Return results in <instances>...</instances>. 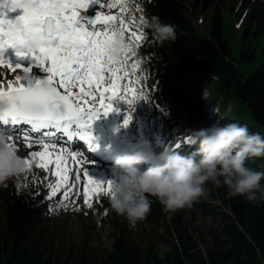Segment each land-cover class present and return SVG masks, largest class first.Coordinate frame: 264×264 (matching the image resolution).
<instances>
[{"label": "trees", "instance_id": "trees-1", "mask_svg": "<svg viewBox=\"0 0 264 264\" xmlns=\"http://www.w3.org/2000/svg\"><path fill=\"white\" fill-rule=\"evenodd\" d=\"M137 4L148 21L143 28L146 40L138 49L142 63L137 72L149 100L134 106L132 120L126 127L128 132L136 135L138 118L148 136L158 134L163 143L199 128L228 123L244 125L250 134L263 136L264 0H133L132 6ZM96 10L98 6L90 8L86 15L95 14ZM111 11L116 14L117 9ZM225 14L239 19L244 26L238 60L224 38ZM199 16H206L209 21L208 37L196 29ZM152 17L173 25L176 39L161 44L151 28ZM212 87L219 89L215 96L221 107L228 101L236 103L231 115L225 116L221 111L217 118L209 116L208 101L202 93ZM117 103L126 116L128 106L122 101ZM194 150L195 146L179 152L188 154ZM246 167L264 172V157L249 159ZM54 177L33 167L32 172L22 173L7 187H0V264H264V200L249 202L242 196L229 197L235 219L231 214L211 209L208 203L195 202L193 212L210 215L214 223L221 220L210 230V246L202 254L195 235L188 231L178 211L172 221L175 239H166L171 228L166 220L168 212L154 197L145 221L155 229L158 240L167 245L166 250H155L148 244L140 251L130 240L126 218L110 208L109 197H94L103 209L109 210V233L113 239L109 250L97 253L85 244L89 210L74 200L73 194L67 201L62 192L48 198L50 190L45 185L54 182ZM261 184L264 185V179ZM218 191L226 194L227 188L219 186ZM67 213L76 214L81 228L75 260L69 254L58 256L57 251L40 246L39 226Z\"/></svg>", "mask_w": 264, "mask_h": 264}, {"label": "snow or ice", "instance_id": "snow-or-ice-1", "mask_svg": "<svg viewBox=\"0 0 264 264\" xmlns=\"http://www.w3.org/2000/svg\"><path fill=\"white\" fill-rule=\"evenodd\" d=\"M132 5L133 0H11L10 10L22 9V14L9 19L0 11V68L23 73L9 80L7 88L0 81V105H4L0 140L23 141L28 149L39 145L40 150L25 157L24 173L35 167L55 176L54 182L45 185L49 199L63 190V199L69 200L76 187L69 182L70 171L75 181L80 180L81 171L87 181L86 206H92L93 197L111 193L114 182L91 178L82 168L89 160H79L75 151L58 145L56 137L62 134L69 142L78 137L94 150L98 144L92 125L115 110L114 101L128 106L122 122L127 127L134 106L149 100L137 72L142 63L138 49L146 40L143 28L148 21L143 9ZM94 6L99 9L95 15H86ZM112 9H117L116 14ZM117 37L126 41V49L114 60L109 47ZM33 43L37 51L31 49ZM8 49L15 51L16 62L6 58ZM186 144L195 141L188 137ZM69 162L78 167L70 169Z\"/></svg>", "mask_w": 264, "mask_h": 264}, {"label": "clouds", "instance_id": "clouds-1", "mask_svg": "<svg viewBox=\"0 0 264 264\" xmlns=\"http://www.w3.org/2000/svg\"><path fill=\"white\" fill-rule=\"evenodd\" d=\"M151 28L161 44L176 39L174 26L159 17L151 18ZM30 47L38 50L35 43ZM125 49L126 41L117 37L110 44L109 54L119 60ZM3 107L0 105V109ZM192 136L195 150L188 154L170 150L146 154L137 149L114 160L118 180L113 183L109 205L131 227L146 219L152 197L165 212L191 208L205 195L208 182L226 187L229 197L264 200V172L246 167L249 159L264 157V136L250 134L246 126L237 123L194 130ZM26 167L18 146L0 140V187H7Z\"/></svg>", "mask_w": 264, "mask_h": 264}, {"label": "rangeland", "instance_id": "rangeland-1", "mask_svg": "<svg viewBox=\"0 0 264 264\" xmlns=\"http://www.w3.org/2000/svg\"><path fill=\"white\" fill-rule=\"evenodd\" d=\"M234 18L235 17H232V15L229 16L228 14H225L226 25L223 34L224 38L228 41L230 47L232 48L235 58L238 60L237 49L240 43L239 37L242 36L244 26H242L239 19L236 20ZM196 29L198 30L200 35L208 37L209 21L206 16L197 17ZM236 65L237 67H241L238 62H236ZM248 72H251V68L248 69ZM17 74L23 75V73L11 74L5 70H0V81H2L3 83H8L9 80H14L15 75ZM24 82L27 83V81ZM74 91H78V89ZM217 93H219V89L217 87H212L211 89L206 88L202 93V95L207 98L208 101L209 116L217 118L221 111L225 116L231 115L236 109V103L228 101L225 105H222L221 107L219 105L218 99L215 96L217 95ZM115 113H117V111L114 110L111 114H108V116H111ZM115 118L112 119L113 123H115ZM102 124H104V121L102 122ZM107 129L110 130L112 133L115 132V128L111 127L110 125L107 127ZM192 132L183 138L177 139L174 144H177L179 142L180 145H185L188 137H192L194 139V137L192 136ZM262 135L264 136V130H262ZM124 136L125 135H123V137ZM139 138L142 139V136L139 135ZM155 140L156 143H159L158 137H155ZM58 145L63 144L58 143ZM63 146L69 149L68 146ZM30 151L31 149H28L27 147H20V153L22 156H27ZM70 167L71 164L69 163V168ZM104 167L105 166H102V169H104ZM109 180L113 182L118 180V176L115 171L105 173V177L102 181ZM205 189V195L200 197L196 202L208 203L211 206V209L215 211H222L233 216L230 211L229 196L227 195V193H220L218 191V186L214 184H206ZM78 194L79 195L77 200L84 204V196L80 193V189L78 191ZM90 203L92 205L91 207H88L84 204L85 210H89L87 215L89 216L90 221V224H87V239L85 241V244H87V248H90L92 251L100 253L105 250H109L113 242V239L109 233V210L103 209L101 204H99L98 202L90 201ZM93 203L97 207L96 209H92ZM178 213L182 214V216L184 217L188 231L191 234L195 235L197 248L202 254H206L207 249L210 246V230L213 229V227L217 225L221 220L218 219L214 223L210 215H204L200 212H193L192 207L178 210ZM175 217L176 211L167 213L166 220L169 226L171 227L169 234L165 235L167 240H171L173 238L175 239L176 231L172 222ZM126 227L130 240L139 248L140 251H143V249H145L148 244H151L152 248H154L155 250L168 249L167 245L158 240L159 238L156 236L155 229H152L151 226L145 221V219L139 221L135 228L131 227L128 220L126 219ZM39 229L41 230V249L52 250V252L57 251L58 256H66L69 254L70 258L72 260H75L77 254V247L80 245L82 237L80 224L76 214H61L53 220H49L47 222L42 223L39 226ZM158 233L163 234L162 230H158ZM49 240H52V243H50ZM71 246L73 247L70 250Z\"/></svg>", "mask_w": 264, "mask_h": 264}, {"label": "bare ground", "instance_id": "bare-ground-1", "mask_svg": "<svg viewBox=\"0 0 264 264\" xmlns=\"http://www.w3.org/2000/svg\"><path fill=\"white\" fill-rule=\"evenodd\" d=\"M22 83H25V82L22 81ZM7 84H8V83H3V86H4L5 88H7Z\"/></svg>", "mask_w": 264, "mask_h": 264}]
</instances>
